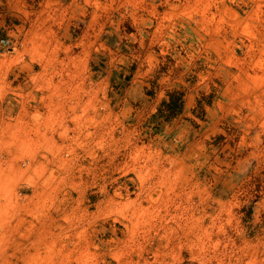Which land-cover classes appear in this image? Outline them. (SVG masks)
<instances>
[{
  "label": "rangeland",
  "instance_id": "374dc122",
  "mask_svg": "<svg viewBox=\"0 0 264 264\" xmlns=\"http://www.w3.org/2000/svg\"><path fill=\"white\" fill-rule=\"evenodd\" d=\"M0 264H264V0H0Z\"/></svg>",
  "mask_w": 264,
  "mask_h": 264
},
{
  "label": "trees",
  "instance_id": "16d2710c",
  "mask_svg": "<svg viewBox=\"0 0 264 264\" xmlns=\"http://www.w3.org/2000/svg\"><path fill=\"white\" fill-rule=\"evenodd\" d=\"M170 98V101L163 102L158 114L159 116H162L167 120H170L173 116H176L177 114L182 112L184 103L182 93H172L170 94Z\"/></svg>",
  "mask_w": 264,
  "mask_h": 264
}]
</instances>
